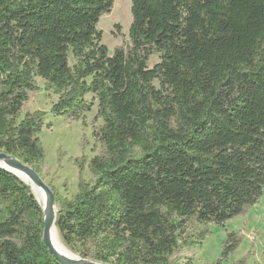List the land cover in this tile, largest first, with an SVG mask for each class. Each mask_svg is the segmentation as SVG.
Returning <instances> with one entry per match:
<instances>
[{"label":"trees","instance_id":"1","mask_svg":"<svg viewBox=\"0 0 264 264\" xmlns=\"http://www.w3.org/2000/svg\"><path fill=\"white\" fill-rule=\"evenodd\" d=\"M114 1L0 0V152L39 174L31 93L68 122L96 106L101 152L71 160V199L52 189L62 242L101 264H193L178 257L197 243L189 221L222 226L264 195V0H131L129 46L110 54L97 25ZM42 232L30 188L0 168V264H63ZM241 241L228 233L216 264Z\"/></svg>","mask_w":264,"mask_h":264},{"label":"rangeland","instance_id":"2","mask_svg":"<svg viewBox=\"0 0 264 264\" xmlns=\"http://www.w3.org/2000/svg\"><path fill=\"white\" fill-rule=\"evenodd\" d=\"M130 7L131 0H115L110 13L103 15L98 22L97 29L102 33L101 43L107 47L110 54L117 47L129 46ZM158 62V56H152L148 61V67L152 68ZM36 81L40 87L43 86L40 79ZM86 98L90 100L91 96ZM55 102L56 98L43 91L31 93L29 100L22 107L21 117L34 111L45 112V126L40 134L44 161L38 175L51 190L54 189L62 197L71 199L77 193L78 183V169L71 160L81 156L91 159L101 152L99 144L94 146L93 137V132L101 125V121L95 120L96 106L85 114L84 121L68 122L53 117L50 109ZM84 140L87 141V145L83 150ZM83 178L85 181L92 180L86 168ZM36 200L38 201L37 198ZM38 204L41 207L39 201ZM202 232H205L206 236L204 240L199 241ZM231 232L238 233L242 241L237 250L221 264H235L241 260H244L245 264H264V195L245 214L227 221L222 226L200 225L194 220L189 221L183 240L187 238L197 243L191 247L182 246L178 257L191 259L193 264H216L222 258L223 242ZM84 260L98 263L91 258Z\"/></svg>","mask_w":264,"mask_h":264},{"label":"water","instance_id":"3","mask_svg":"<svg viewBox=\"0 0 264 264\" xmlns=\"http://www.w3.org/2000/svg\"><path fill=\"white\" fill-rule=\"evenodd\" d=\"M0 161H2L3 163L7 164L13 170L24 173L26 175L27 179L31 183L35 184L37 187L41 188L45 192V194L47 196V199H48L49 207L51 209L55 208V202H54V196H53L52 190L43 183V181L40 179L39 175L30 166L21 163L17 159L11 157L10 155H8V154H6L4 152H0ZM0 168L5 170V171H7V172H9V173H12L13 175H15L18 178V176L14 172L6 169L3 166H0ZM22 183H24V182H22ZM29 188H30V191L32 192L31 187H29ZM33 196H34V194H33ZM34 198H35V196H34ZM52 225H53L52 217H49L48 215L44 214V212H43L42 241H43L44 245L48 248L49 252L56 259H58L61 263H63V264H101V263L88 262V261H86L84 259H80L79 257H78L77 260H73V261H68V260H65L64 258H62L58 253H56V251H54V249L52 248L51 243H50L49 231H50V228H51Z\"/></svg>","mask_w":264,"mask_h":264},{"label":"bare ground","instance_id":"4","mask_svg":"<svg viewBox=\"0 0 264 264\" xmlns=\"http://www.w3.org/2000/svg\"><path fill=\"white\" fill-rule=\"evenodd\" d=\"M0 166H3L6 169L14 172L22 182H24L28 187H31L32 193L36 196V198L40 202L44 214L48 215L49 217H52L53 225L51 226L50 231H49V238H50L51 246L54 249V251H56V253H58L65 260H68V261L77 260L78 257L74 253H72L63 244V242L59 236V233L55 228L54 219H55L56 210H55V208L51 209L49 207L48 199H47L45 192L41 188L37 187L35 184L31 183L27 179V177L24 173L13 170L11 167H9L7 164L3 163L2 161H0Z\"/></svg>","mask_w":264,"mask_h":264}]
</instances>
